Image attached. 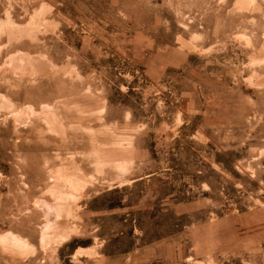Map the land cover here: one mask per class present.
<instances>
[{
    "label": "rangeland",
    "instance_id": "374dc122",
    "mask_svg": "<svg viewBox=\"0 0 264 264\" xmlns=\"http://www.w3.org/2000/svg\"><path fill=\"white\" fill-rule=\"evenodd\" d=\"M0 264H264V0H0Z\"/></svg>",
    "mask_w": 264,
    "mask_h": 264
}]
</instances>
